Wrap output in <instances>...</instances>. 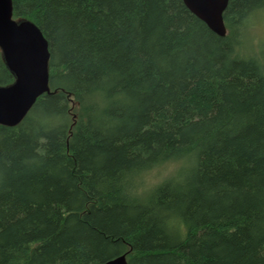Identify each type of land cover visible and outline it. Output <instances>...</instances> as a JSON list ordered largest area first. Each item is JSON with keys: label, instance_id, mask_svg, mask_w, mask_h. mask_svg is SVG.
<instances>
[{"label": "trees", "instance_id": "1", "mask_svg": "<svg viewBox=\"0 0 264 264\" xmlns=\"http://www.w3.org/2000/svg\"><path fill=\"white\" fill-rule=\"evenodd\" d=\"M12 4L48 42L51 92L0 125V264H264V52L240 48L264 0H229L225 37L183 0Z\"/></svg>", "mask_w": 264, "mask_h": 264}, {"label": "water", "instance_id": "2", "mask_svg": "<svg viewBox=\"0 0 264 264\" xmlns=\"http://www.w3.org/2000/svg\"><path fill=\"white\" fill-rule=\"evenodd\" d=\"M183 2L216 35H227L224 13L229 0ZM0 50L15 78L13 84L0 87V125L14 127L23 121L40 96L51 91L48 42L34 23L14 19L12 0H0ZM104 264H128L127 255Z\"/></svg>", "mask_w": 264, "mask_h": 264}, {"label": "rangeland", "instance_id": "3", "mask_svg": "<svg viewBox=\"0 0 264 264\" xmlns=\"http://www.w3.org/2000/svg\"><path fill=\"white\" fill-rule=\"evenodd\" d=\"M21 22L22 20H17ZM241 54L256 56L264 52V9L255 13L245 22L241 29ZM180 163L171 161L137 175L133 183L124 188V192L143 195L150 189L169 178L179 170ZM140 199V198H139Z\"/></svg>", "mask_w": 264, "mask_h": 264}]
</instances>
